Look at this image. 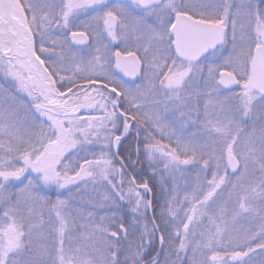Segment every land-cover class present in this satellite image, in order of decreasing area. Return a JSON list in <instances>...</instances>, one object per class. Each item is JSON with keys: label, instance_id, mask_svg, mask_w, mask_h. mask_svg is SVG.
Instances as JSON below:
<instances>
[{"label": "snow or ice", "instance_id": "6c2138e0", "mask_svg": "<svg viewBox=\"0 0 264 264\" xmlns=\"http://www.w3.org/2000/svg\"><path fill=\"white\" fill-rule=\"evenodd\" d=\"M0 80V264H264V0H0Z\"/></svg>", "mask_w": 264, "mask_h": 264}, {"label": "trees", "instance_id": "16d2710c", "mask_svg": "<svg viewBox=\"0 0 264 264\" xmlns=\"http://www.w3.org/2000/svg\"><path fill=\"white\" fill-rule=\"evenodd\" d=\"M0 83H3V82H0ZM138 170H139V168H138ZM147 179H149V182H150V186H152V185H155L156 186V195L158 196V197H160L161 198V200H162V196H161V194H160V191H159V177H155V178H150V177H146ZM184 183H185V181H184V179L183 178H181L179 175H177L176 176V178H175V181H173V179H171V178H169L168 180H167V185L168 186H172L173 184H175V186L177 187V189L178 190H180V194H181V196H183V186H184ZM84 188V187H83ZM90 191H91V187L89 186L87 189H83L82 190V192H80V195L79 196H77L76 195V192H77V189L74 187L73 189H72V195H74V196H76V199L79 201V199L81 198V197H83V199L85 200V201H87L90 197H89V193H90ZM54 198V197H53ZM88 210H91V209H86V211H88ZM159 245L157 244V247H158ZM259 256V255H258ZM163 256H161V260H163ZM258 258V257H257ZM256 258V259H257ZM256 264H259V261L257 260L256 261Z\"/></svg>", "mask_w": 264, "mask_h": 264}, {"label": "rangeland", "instance_id": "374dc122", "mask_svg": "<svg viewBox=\"0 0 264 264\" xmlns=\"http://www.w3.org/2000/svg\"><path fill=\"white\" fill-rule=\"evenodd\" d=\"M83 187H84L83 185L80 186V192H82V190L84 189ZM66 195H67V194H66ZM80 199H81V198H80ZM80 199H79V200H80ZM257 257H258V258H257ZM256 258H257V259H256ZM255 259L259 261V260L261 259V257L257 255V256L255 257Z\"/></svg>", "mask_w": 264, "mask_h": 264}]
</instances>
